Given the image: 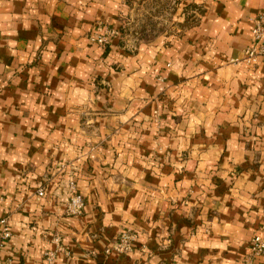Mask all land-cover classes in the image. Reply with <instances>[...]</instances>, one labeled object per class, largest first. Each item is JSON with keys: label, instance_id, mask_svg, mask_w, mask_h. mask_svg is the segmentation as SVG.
<instances>
[{"label": "crops", "instance_id": "obj_1", "mask_svg": "<svg viewBox=\"0 0 264 264\" xmlns=\"http://www.w3.org/2000/svg\"><path fill=\"white\" fill-rule=\"evenodd\" d=\"M180 4L196 21L132 54L91 40L126 0H0V264H241L264 222V61L244 60L264 0ZM127 226L134 250L106 254Z\"/></svg>", "mask_w": 264, "mask_h": 264}, {"label": "rangeland", "instance_id": "obj_2", "mask_svg": "<svg viewBox=\"0 0 264 264\" xmlns=\"http://www.w3.org/2000/svg\"><path fill=\"white\" fill-rule=\"evenodd\" d=\"M126 3L128 5L129 11L126 14L121 15L119 17V21H120L119 28H114L110 24L105 22L103 19L97 18L93 23V29L95 32L94 34L98 32L103 33L105 27L116 29L118 31V34L111 36V38L109 39L110 40L109 43L111 42L112 38L119 36L120 46H122V48L125 51L130 52L132 54L137 53L139 45L151 43L156 38L162 35L168 37L180 36L183 33L184 28H186L187 26H189L190 24L196 21L195 19H193V17L191 18L189 17L190 19L188 18L187 21H182L183 7L180 4V0H126ZM109 43L102 46H106ZM248 65H252V64H248ZM154 116H155L154 118L155 122L157 124H160L161 121L160 116L156 112L154 113ZM190 149L191 148L183 150L182 151L183 156L181 155V157L188 158L190 155ZM124 163H128V162L125 161ZM262 165L263 162L257 161L255 162V166H254V170L256 172V174L254 173V175L261 176L262 178H258L260 180L262 179L264 180V167H261ZM103 167L105 166L101 164V162L99 163L97 161L92 165V167L89 168V171L92 172L91 173L92 175L96 174V172H94V169H98L97 179L99 183H102L101 172L103 170L102 169ZM112 168L118 169V167L116 168L113 166ZM113 175H116L114 181L115 180L120 181L124 179L122 172H117L114 173ZM82 195L85 200V208H86V205L89 202V197L84 193ZM66 212H67V208H66ZM193 212L196 211L193 210ZM69 215H73V214H69ZM124 233L130 234L131 238H129L128 242L125 244L123 248L117 247V244L120 241L122 234ZM137 239H138V234L132 227L130 226L121 227V229L116 234L114 240L110 243L109 246L106 247L105 253L109 254L115 251L116 253L127 255L128 253L134 250L135 247L133 243ZM164 244L169 246L171 244V240L166 238V242ZM249 252L250 249L248 250L244 258H246ZM47 253L45 254V257L48 264H50ZM170 264H181V262L179 258H177V256L176 257L173 256L172 259L170 260Z\"/></svg>", "mask_w": 264, "mask_h": 264}, {"label": "built area", "instance_id": "obj_3", "mask_svg": "<svg viewBox=\"0 0 264 264\" xmlns=\"http://www.w3.org/2000/svg\"><path fill=\"white\" fill-rule=\"evenodd\" d=\"M118 34V31L114 28L105 27L103 33H96L92 36L91 40L105 45L109 43L111 36ZM253 44L248 46L244 50V60L248 64H256L259 61H264V10L255 18L253 27ZM38 194L40 196L45 195V190L39 189ZM85 200L76 186L72 184V194L67 202V212L73 215H79L84 211ZM12 236V229L8 217H0V252L4 247L6 241ZM131 235L128 233L122 234L117 247L123 248L128 242ZM250 252L244 258L241 264H255V260L264 254V222L262 223L260 230L255 234L250 243ZM48 260L50 264L55 262V252H48Z\"/></svg>", "mask_w": 264, "mask_h": 264}]
</instances>
